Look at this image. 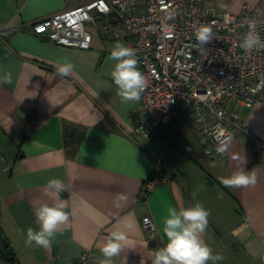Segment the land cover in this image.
I'll list each match as a JSON object with an SVG mask.
<instances>
[{"label": "crops", "instance_id": "0c3cea01", "mask_svg": "<svg viewBox=\"0 0 264 264\" xmlns=\"http://www.w3.org/2000/svg\"><path fill=\"white\" fill-rule=\"evenodd\" d=\"M85 1L0 0V77L11 74V83H0V241L17 264H75L85 249L100 264L106 237L122 231L126 240L112 264H152L167 242V209L200 203L209 212L203 239L223 256L215 264H264V159L256 160L242 137L225 143L224 161L209 158L185 118L163 131L157 149L155 140L131 131L145 109L140 101L122 103L110 76V52L118 41L128 46L125 39L107 38L92 23L85 24L89 48L57 45L31 31L33 21ZM204 3L219 12L264 13V0ZM65 57L75 68L62 77L56 68ZM235 109L264 141V85L256 103ZM157 155L167 179L145 197L142 184ZM240 168L255 173V185L225 188L220 179ZM53 178L64 182L69 220L50 247L26 246L24 230L39 227L34 209L53 203L45 194ZM120 194L127 199L119 201ZM145 215L158 227L153 239L142 227Z\"/></svg>", "mask_w": 264, "mask_h": 264}, {"label": "built area", "instance_id": "2783aa9c", "mask_svg": "<svg viewBox=\"0 0 264 264\" xmlns=\"http://www.w3.org/2000/svg\"><path fill=\"white\" fill-rule=\"evenodd\" d=\"M255 22L264 38V13L215 11L204 0H87L33 21L31 31L54 44L89 48L92 23L107 38H123L136 52L147 80L140 103L145 117L134 121L135 135L155 140L179 118L189 121L204 153L224 161L216 149L242 137L256 160L264 159V141L255 136L235 109L260 99L264 85V50L244 52L240 39ZM200 25L213 29L214 39L201 48L195 41ZM161 155L142 184L145 197L166 181ZM142 227L153 239L158 227L145 215ZM75 264H95L93 250L85 249Z\"/></svg>", "mask_w": 264, "mask_h": 264}, {"label": "clouds", "instance_id": "9594fccd", "mask_svg": "<svg viewBox=\"0 0 264 264\" xmlns=\"http://www.w3.org/2000/svg\"><path fill=\"white\" fill-rule=\"evenodd\" d=\"M213 39L211 26L200 25L196 28L195 41L201 48ZM239 47L246 53L264 50V38L255 30V22H249V30L241 37ZM109 59L116 62L110 76L121 102H138L147 87V80L138 67L135 50L118 41L114 44ZM74 68L75 65L65 57L63 62L59 63L56 72L59 76L66 77ZM0 83H11V74L4 73L0 77ZM216 151L223 155L225 146L217 147ZM220 183L225 188L254 186L256 175L254 172L240 168L231 175L221 178ZM64 191L66 188L62 180L53 178L47 182L45 194L53 203H42L34 209L35 222L39 227L34 229L29 226L24 230L26 246L35 244L41 248L50 247L60 226L68 222L67 204L61 198V193ZM117 199L124 201L127 197L120 194ZM208 215L209 212L200 203L179 210L169 207L167 216L162 220V232L167 242L155 251L152 264H208L209 261L215 264L223 260V256L213 254L212 248L203 239ZM125 240L124 232H111L100 249L104 257L100 264H112V258L119 255Z\"/></svg>", "mask_w": 264, "mask_h": 264}, {"label": "trees", "instance_id": "16d2710c", "mask_svg": "<svg viewBox=\"0 0 264 264\" xmlns=\"http://www.w3.org/2000/svg\"><path fill=\"white\" fill-rule=\"evenodd\" d=\"M177 121L178 120H176V122ZM176 122H175V124H176ZM171 129L172 128L165 129L163 131L168 132ZM163 131L161 132V136L165 137L166 134L163 133ZM68 133H69L68 131H65L64 137H65L66 142H68V141L71 142V140L70 139L68 140V138H67L68 137ZM171 133H172V131L169 132V135H171ZM79 137H81V135H78L76 138L80 139ZM73 141H78V140H73ZM0 260H3V264H17L14 251L10 248L9 244H5V243H3L1 241H0Z\"/></svg>", "mask_w": 264, "mask_h": 264}, {"label": "rangeland", "instance_id": "374dc122", "mask_svg": "<svg viewBox=\"0 0 264 264\" xmlns=\"http://www.w3.org/2000/svg\"><path fill=\"white\" fill-rule=\"evenodd\" d=\"M161 143H163V142H161ZM161 143H160V140L158 141V144L156 143V148L157 149H159L160 148V145H161ZM173 146H175V147H177V148H180V145H178V141H173ZM204 151V150H203Z\"/></svg>", "mask_w": 264, "mask_h": 264}, {"label": "water", "instance_id": "95a60500", "mask_svg": "<svg viewBox=\"0 0 264 264\" xmlns=\"http://www.w3.org/2000/svg\"><path fill=\"white\" fill-rule=\"evenodd\" d=\"M4 243H6V240L4 239Z\"/></svg>", "mask_w": 264, "mask_h": 264}]
</instances>
